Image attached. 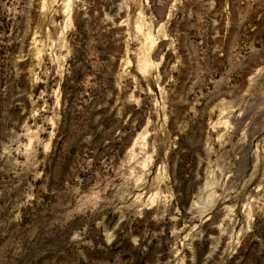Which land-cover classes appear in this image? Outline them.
Instances as JSON below:
<instances>
[{"label":"rangeland","instance_id":"374dc122","mask_svg":"<svg viewBox=\"0 0 264 264\" xmlns=\"http://www.w3.org/2000/svg\"><path fill=\"white\" fill-rule=\"evenodd\" d=\"M0 264H264V0H0Z\"/></svg>","mask_w":264,"mask_h":264}]
</instances>
